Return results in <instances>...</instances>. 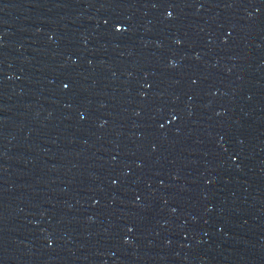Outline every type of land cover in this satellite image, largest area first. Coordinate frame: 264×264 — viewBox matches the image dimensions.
<instances>
[{"label": "water", "instance_id": "1", "mask_svg": "<svg viewBox=\"0 0 264 264\" xmlns=\"http://www.w3.org/2000/svg\"><path fill=\"white\" fill-rule=\"evenodd\" d=\"M0 264H264V0H0Z\"/></svg>", "mask_w": 264, "mask_h": 264}]
</instances>
